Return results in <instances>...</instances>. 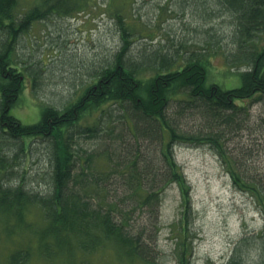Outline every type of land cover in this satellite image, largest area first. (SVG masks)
<instances>
[{"label": "trees", "instance_id": "trees-1", "mask_svg": "<svg viewBox=\"0 0 264 264\" xmlns=\"http://www.w3.org/2000/svg\"><path fill=\"white\" fill-rule=\"evenodd\" d=\"M90 1L34 0L26 7L21 0H0V234L11 245L0 264L52 262L62 256L89 264L98 252L107 258L115 255V264H161L154 256L152 236L133 224V213L144 208L155 213L161 192L175 183L187 225L190 186L174 157L178 144L208 147L233 188L249 198L264 223V114L253 120L257 138L243 146L232 143L250 126L249 103H264V0H192L199 20L224 14L230 30L225 37L212 28L200 31L199 48L191 51L187 41L172 49L145 46L132 51L131 26L113 11L121 43L94 71L93 83L64 109L42 105L36 122H21L11 111L19 107L28 77L32 90L36 88L39 71L20 61V38L34 23L52 15L78 14ZM212 6L219 13L210 10ZM218 45L228 49L221 51L224 77L213 82L211 59ZM188 110L199 120L190 131L178 121ZM86 115L95 121V126L84 128L90 137L100 135L109 118L123 127L118 135L122 140L129 135L135 143L142 138L158 141L160 168L148 163L139 167L143 155L135 147L133 155L116 160L106 152L104 167L96 168L93 162L100 155L79 147L71 131ZM115 128L104 130L106 136ZM39 139L49 142L50 184L43 192L25 187V175L18 170L32 153L30 142ZM116 175L122 179L111 188ZM12 179L18 184H10ZM178 239L176 264H192L191 243ZM253 250L252 264H264V227L238 239L226 264H248Z\"/></svg>", "mask_w": 264, "mask_h": 264}, {"label": "rangeland", "instance_id": "rangeland-1", "mask_svg": "<svg viewBox=\"0 0 264 264\" xmlns=\"http://www.w3.org/2000/svg\"><path fill=\"white\" fill-rule=\"evenodd\" d=\"M33 1L21 0V5L28 7ZM192 4V0H91L88 8L78 14L65 17L52 15L34 23L20 38L17 53L21 57L20 61L25 60L27 65L31 64L38 69L37 86L32 90L31 78L26 79L20 105L12 109L11 114L21 122L31 124L38 120L42 105L62 110L78 100L82 92L93 83L94 71L104 64L121 43L113 11H118L131 26L134 52L145 46L148 49H172L185 41L190 46V51L198 49L201 43L200 31L210 28L223 37L229 35L228 16L221 14L204 22L199 20L200 12ZM213 9L219 13L217 7H210V10ZM223 47L225 46L218 45L215 49L216 56L211 59L213 64L210 80L213 82L224 77L220 72L225 67L221 51L226 52L228 47L222 49ZM231 79L232 86H235L236 79ZM249 104L252 117L250 126L238 135L242 136L241 139L234 137L232 143L235 146H243L250 139L258 137L256 130H253V120L264 114V103ZM176 108L177 104L173 102L172 109L176 111ZM110 110L114 111V115L117 114L116 108ZM95 116L100 118V113ZM92 119L94 117L88 115L79 118L71 126V131L79 147L100 155L93 162L96 168L104 167L102 159L106 157V152L111 153L116 160L117 157L133 155L134 147L143 155L139 158V167L148 163L160 168L162 164L158 141L142 138L135 143L124 132L122 135L127 136L122 140L118 135L123 127L109 118L101 126L103 132L90 137L84 132V128L93 125L95 121L92 122ZM178 119L183 130H194L199 124L198 117L192 110L184 112ZM113 125L116 126L115 131L111 136H106L107 131L104 130H109L108 127ZM30 143L34 144L32 153L26 160V165L18 170L25 175V187L43 192L50 184L47 153L49 142L39 139ZM173 153L190 186L191 213L188 215L187 225L182 216L181 191L175 183L167 185L161 192L155 213L150 214L147 208L136 210L133 213V224L137 228H144L152 236L154 256L161 264H176L175 256L179 250L178 243L181 242L178 237L182 240L186 238V242L191 243L192 264H226L237 240L244 235L261 232L263 220L249 198L233 188L218 157L208 147L178 144L174 146ZM16 179L10 180V184H18ZM121 179L120 175L112 177V183L117 184H112L111 188H115ZM10 248V243L6 244L0 234L2 260ZM252 253L248 264L254 263L251 259L256 257V251L253 250ZM115 258L112 253L107 258L105 254L98 252L91 255L89 264H115ZM72 260L62 256L52 262L39 261L31 264H79Z\"/></svg>", "mask_w": 264, "mask_h": 264}]
</instances>
